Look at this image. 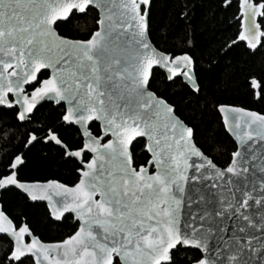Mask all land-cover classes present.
<instances>
[{
	"label": "snow or ice",
	"instance_id": "snow-or-ice-1",
	"mask_svg": "<svg viewBox=\"0 0 264 264\" xmlns=\"http://www.w3.org/2000/svg\"><path fill=\"white\" fill-rule=\"evenodd\" d=\"M94 10L88 38L58 35L59 21ZM149 15L150 0H0V109L27 124L42 101L62 104L57 128L76 125L82 138L75 148L53 128L25 138V146L54 142L78 162L71 186L23 179L21 154L0 171V190L19 189L47 201L55 220L67 213L77 222L62 240L44 242L0 203V264H264V113L217 103L236 148L224 166L205 155L197 128L151 90L159 74L182 80L198 102L196 61L183 48L153 47ZM235 19L231 43L264 49V0H237ZM250 87L264 101V76ZM133 141L144 143V163Z\"/></svg>",
	"mask_w": 264,
	"mask_h": 264
},
{
	"label": "trees",
	"instance_id": "trees-1",
	"mask_svg": "<svg viewBox=\"0 0 264 264\" xmlns=\"http://www.w3.org/2000/svg\"><path fill=\"white\" fill-rule=\"evenodd\" d=\"M237 0L231 6L223 0H152L150 5V38L157 48L168 53L179 54L181 48L188 51L196 61L197 75L200 77L201 93L197 102L189 94L182 80L176 84L161 80L157 74L152 90L175 104L179 115L186 123L197 128L196 144L219 166L236 148V143L224 129L215 107L217 103L240 105L264 113V101L256 98L250 87L251 77L264 76V49L253 52L235 39L239 25ZM98 11L87 15L76 14L66 21L58 22L57 30L65 37L86 39L96 30L94 23ZM186 39L191 43L187 44ZM43 78V77H42ZM31 123L22 124L15 120L10 110L0 109V171H4L8 161L16 154H22L25 161L21 176L28 181L59 180L73 185L78 180V162L66 158L60 146L40 140L26 145V136L33 129H42L36 135H44L49 128L56 129L72 148L77 147L82 138L74 125L57 128L61 123L62 104L46 102L37 108ZM90 129L100 134L99 124L93 122ZM134 160L144 163L148 157L144 143L132 146ZM0 203L8 207L13 216H20L29 223L35 235L43 241L62 240L74 230L77 223L67 215L61 222L54 221L44 203L31 202L17 189L3 191ZM7 242L0 236V255ZM191 255V253H189Z\"/></svg>",
	"mask_w": 264,
	"mask_h": 264
},
{
	"label": "water",
	"instance_id": "water-1",
	"mask_svg": "<svg viewBox=\"0 0 264 264\" xmlns=\"http://www.w3.org/2000/svg\"><path fill=\"white\" fill-rule=\"evenodd\" d=\"M151 1L152 0H150V5H151ZM98 11V10H97ZM79 14V13H78ZM70 16H71V14H70ZM67 20V19H66ZM65 20V21H66ZM60 22V21H59ZM56 31H57V33H58V35H61L60 33H59V31L57 30V28H56ZM61 36H63V35H61ZM63 37H65V36H63ZM66 38H68V37H66ZM68 39H72V38H68ZM149 41H150V43L152 44V46L153 47H155V48H157L156 46H155V44L152 42V40H151V38H150V35H149ZM157 50H159V51H162V50H160L159 48H157ZM164 52V51H163ZM152 90V89H151ZM153 91V90H152ZM157 94V93H156ZM158 95V94H157ZM46 102H49V103H53V104H55L56 106L58 105V104H56V103H54L53 101H42L41 102V104L40 105H38L37 106V108L39 107V106H41L42 104H44V103H46ZM230 105V104H229ZM233 106H238V107H243V106H240V105H233ZM245 108V107H244ZM245 109H248V110H252V109H249V108H245ZM253 111H256V110H253ZM257 112H259V111H257ZM93 122H96V121H93ZM93 122H90V125L93 123ZM98 124H99V122H97ZM90 125H89V128H90ZM75 127H77L78 128V126H76V125H74ZM90 131L92 132V130L90 129ZM93 133V132H92ZM94 134V133H93ZM230 136H231V134L230 133H228ZM95 135V134H94ZM232 137V136H231ZM232 139L234 140V138L232 137ZM235 141V140H234ZM136 141H133V144L135 143ZM54 143V142H53ZM194 143L196 144V142H195V140H194ZM55 144V143H54ZM30 145V144H29ZM197 145V144H196ZM132 146L133 145H130V150L132 151ZM197 147L198 148H200L198 145H197ZM200 150L203 152V150L200 148ZM146 151V150H145ZM205 154V153H204ZM22 155V154H21ZM205 155H207V154H205ZM208 156V155H207ZM66 157V156H65ZM22 158H23V155H22ZM66 158H68V157H66ZM209 158H211V157H209ZM212 159V158H211ZM219 166V165H218ZM150 171H154V169H150ZM51 180H54V179H51ZM58 182H60V183H63V182H61V181H59V180H57ZM40 182H44V181H40ZM63 184H65V183H63ZM66 185H68V184H66ZM68 186H71V185H68ZM17 190H19V189H17ZM20 191V190H19ZM3 192V190H0V196H1V193ZM21 192V191H20ZM24 194V193H23ZM24 195H26V194H24ZM30 200V199H29ZM31 202H38V203H44V204H46V206H47V208H48V210H49V213H50V216H51V218L54 220V221H56V222H61L64 218H62L60 221H57V220H55V218L51 215V211H50V208H49V206H48V202L47 201H42V200H37V201H32V200H30ZM67 215H69V214H65V217L67 216ZM74 221H75V219H74ZM76 222V221H75ZM0 236H2V234H0ZM39 237V236H38ZM40 238V237H39ZM41 239V238H40ZM42 240V239H41ZM43 241V240H42ZM44 242H46V241H44Z\"/></svg>",
	"mask_w": 264,
	"mask_h": 264
}]
</instances>
